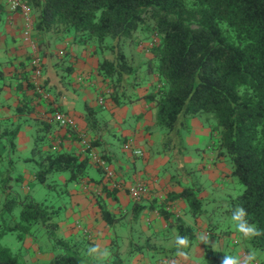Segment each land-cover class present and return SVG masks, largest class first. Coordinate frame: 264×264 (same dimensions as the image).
Returning <instances> with one entry per match:
<instances>
[{"label":"trees","instance_id":"16d2710c","mask_svg":"<svg viewBox=\"0 0 264 264\" xmlns=\"http://www.w3.org/2000/svg\"><path fill=\"white\" fill-rule=\"evenodd\" d=\"M27 3L34 13L33 40L42 59L47 49L69 38L76 44H92L93 53L99 57L96 73L116 105L139 99L153 104L152 128L160 133V153L169 158L170 166L180 165L177 158L185 154L183 137L189 131L188 121L198 118L205 123L210 129V149L217 157L229 160L232 173L243 185L240 194L225 199L226 216L230 218L232 209L242 206L248 222L264 229V0H28ZM138 32L144 35L142 40L149 41L148 54L135 62V55L129 51L130 47L137 49L141 42L137 40ZM28 72L31 76L29 53L19 65L16 81H28ZM152 78L156 82L149 85ZM143 88L148 92L140 97L138 93ZM22 126L19 122L0 126V144L8 150L9 165ZM40 144V139L34 141L32 152L37 159L30 158L37 167L36 182L44 184L46 177L55 172L66 173L67 183L86 176L89 160H80L74 153L42 152ZM3 158L0 156V167L5 163ZM11 178L9 174L0 180L2 193L9 190L4 207L12 220V225H0V238L14 232L20 241H25L37 234V226L45 227L51 240L57 238L54 242L58 249L47 264H97L94 258L88 260L81 255L89 240L79 242L56 236L60 219L59 216L58 221L53 219V206L28 193L20 198L10 189ZM14 181L22 182V178L16 176ZM31 186L30 182L29 190ZM106 195L112 193L106 191ZM167 199L184 200L193 219L205 212L194 184L187 183L182 191L170 193ZM15 205L20 208L16 220L12 216ZM97 205L107 226L123 219L112 214L100 197ZM160 212L171 224L164 207ZM174 220L180 236L193 238L191 229L181 219ZM249 243L264 253V235ZM203 254L204 264H220L227 255L224 249L215 250L210 244L204 247ZM26 261L0 245V264H28ZM37 261L31 264H40ZM113 263L122 264L118 258Z\"/></svg>","mask_w":264,"mask_h":264},{"label":"crops","instance_id":"0c3cea01","mask_svg":"<svg viewBox=\"0 0 264 264\" xmlns=\"http://www.w3.org/2000/svg\"><path fill=\"white\" fill-rule=\"evenodd\" d=\"M21 29L22 16L11 13L5 0H0V70L3 72V75H0L2 88L0 90V126L12 122H19L23 125L15 140V150L9 158L11 167L7 171L8 176L11 174L12 177L14 171L17 173L21 171L17 168L20 163L16 162L20 159L19 157H22L21 153L32 152L36 139H40V143L48 139L50 143L42 147V152L74 153L80 160H89L86 176L78 182L67 183L66 173L55 172L46 177L44 185L48 188L53 187L48 186L49 184L54 185L61 181L60 184L65 186L66 196L69 198L63 203H67L71 211H76L73 217L59 221L57 232L62 238L79 242L87 238L90 245H98L101 249L112 245L120 235L113 231L114 226H107L100 217L97 199L103 196L102 199L107 209L117 217L129 213L132 219H136L134 214L138 213L140 227L150 228L149 233L152 236L157 233L167 236L171 229L178 232L174 219H180L181 211L188 214L187 204L182 199L168 200L167 197L170 193L182 191L183 187L190 183L187 163L204 161L206 164H196L194 168L199 172L206 169V173L218 171L220 175L216 179L215 186L221 189V180L226 175L225 170L228 171L224 165V159L217 157L212 149H209L210 154L208 158H205L204 151L196 146L198 157L201 160H194L191 155H189L191 158L187 157L185 155L187 152L178 156L177 163H180V165L176 164L178 180L172 182L174 180L171 177L172 172L167 170L169 158L162 152L160 153V149L153 151L160 139L159 131L152 128L155 119L153 104L139 99L121 106L116 105L110 98L109 89L101 76L96 73L99 57L93 53L94 48L88 44L73 43L71 38L60 41L55 50L54 47L46 50L47 55L43 58V74L39 82L44 86V91L49 94V98H42L35 92L34 80L30 72H28V81L21 79V83L15 78L20 63L29 53L28 46L22 41ZM56 52L58 57L54 56V54L57 55ZM147 92L148 90L143 88L138 94L141 97ZM101 95L105 97L103 105L98 103ZM76 102L83 105L84 112L76 110ZM99 110L106 112L108 116L94 119V113ZM55 111L72 115L75 127L69 129L53 126L54 123L50 122L49 117ZM188 125L190 132L186 135V139L190 141L200 140L201 136H207L210 133L209 127L206 125L207 128H205L198 118L190 119ZM80 136L91 142L95 152L106 161L113 171V179H107L102 170L97 169L88 155L84 154L82 143L79 141ZM127 141H131L133 148L141 150L142 156H135L125 151L123 146ZM188 143L190 145L192 142ZM7 153L8 150L0 144V156L6 157ZM23 160L30 161L29 163L34 165L30 158ZM24 172L29 179L23 177L22 173H18L17 176L22 178V182L16 184L22 190L28 191V184L35 179V171L23 170ZM49 177H51L50 183H47ZM4 178V176L0 177L1 182ZM10 182H15L14 178L9 180L12 186ZM137 182L145 183L150 188V195L140 202L134 201L128 191L129 186ZM196 187L198 197L203 200V205H209L210 201H214V205L217 204L219 199L209 200L210 194L201 184L195 185ZM10 189L13 191V188ZM98 190L101 191V196L95 194ZM8 191L3 194L0 189V203L5 201ZM106 191L111 192L114 198L112 195L107 196ZM225 197H233V194ZM161 207H164L170 215L171 224L164 220L160 212ZM189 216L190 221L181 220L186 227L191 229L193 238L189 239L194 240L197 236V226L195 220ZM164 241L167 240L164 239ZM219 243L222 245L221 242ZM220 245H212V248L219 250L216 247ZM23 246L24 249L26 248V260L36 262L37 254L33 256L34 247L28 238L23 242ZM166 247L164 250H167ZM203 249L204 247L199 248L200 251ZM44 255L46 260L52 257L49 253ZM41 256L42 254L40 258ZM159 260L161 261L158 259L155 264H160ZM174 264L181 263L175 262Z\"/></svg>","mask_w":264,"mask_h":264},{"label":"rangeland","instance_id":"374dc122","mask_svg":"<svg viewBox=\"0 0 264 264\" xmlns=\"http://www.w3.org/2000/svg\"><path fill=\"white\" fill-rule=\"evenodd\" d=\"M28 1V0H27ZM3 7V6H2ZM34 14V13H33ZM137 40L140 42L139 46L137 49L136 47H130V53L135 55V62L139 61V57L143 58L144 55H147V48H148V42L142 40L143 39V34L141 32H138L137 35ZM96 43V42H95ZM94 43V46L96 44ZM107 43V42H106ZM58 44V43H57ZM56 44V45H57ZM53 46L54 50L57 49V46ZM93 46L92 44H88ZM144 52V53H143ZM143 53V54H141ZM57 54V52H56ZM106 54V53H105ZM60 55V54H59ZM54 56L58 57V54ZM61 56V55H60ZM108 57H111L110 53L108 54ZM156 79L152 78V80L148 81L149 85L155 84ZM76 110L80 112H84L83 105L79 102H76ZM131 113V111H129ZM106 115V112H103L102 110L96 111L94 113L93 118L98 119L102 118L103 116ZM72 116V115H71ZM108 116V115H106ZM212 124L213 122L210 121ZM203 125L206 127V124L203 123ZM53 126L56 127L55 124ZM190 132V129L188 132L184 133L183 137V144L184 148L186 149L185 152H187L185 155L187 157H190L191 155L194 160L198 159L201 160L198 157V153L196 151V146L200 147L204 153H205V158H208L207 156L210 154V133L207 136H201L200 140H192L186 139V135ZM216 141V139H214ZM188 142H192L194 144H190ZM50 141L48 139H45L43 142H41V146H48ZM209 146V147H208ZM161 148L160 144H157L155 150H159ZM184 152V153H185ZM33 152L31 153H21L19 157L20 159L17 160V166L18 169H21L18 173H22L23 177H26V172L23 173V170L27 171H32L36 172L37 167L34 164H30L23 159L25 158H32ZM35 155V154H34ZM191 158V157H190ZM4 161L3 165L0 167V177L2 178L8 176V169L11 167L9 163L6 161V157L4 156ZM35 159H37V156H35ZM204 163V161H199L198 163L195 162H188L186 167L188 170V175L190 179L189 184H194V185H202L206 192H208L209 195V200L211 199H219L217 201V204L214 205V201H210V204H204L202 205V209L205 210L204 214H201L200 217L197 219H193L189 214L184 213V211H181L180 209V219H185L190 221L188 218L191 217L193 220H195V225L197 226V236L196 239L191 240L189 239V247L185 250L188 253V259L184 260L181 258H178L175 256V238L178 234V232H175L173 229L171 231H168V235L164 236L161 233H157L156 235L152 236L149 233V229L147 226H144L143 228L140 227V219H132L131 216H129V213L120 215L123 216V219H121L116 225H114V230L115 232L119 233V237L116 238L115 241H113L112 245L109 247H106L110 253L111 256L106 260L103 261V264H114V259L118 258V261H120L122 264H155L158 259H161L160 264H174L175 262H179L181 264H204V254L203 250L200 251L199 248L202 249V247H205L206 245H220L219 242L222 243L219 247L216 248H221L224 249V251L227 253V255H234V256H240L243 258L244 255H246L250 250L254 249L250 243L249 240L243 239L238 232L235 231L233 226L231 225L230 218L226 216L225 214V206L226 203L224 204L226 195L228 194H233V197L240 194L243 191V185L239 182L237 176H235L232 173V166L229 162L228 159L224 158V165L227 170L225 177L222 178L221 180V185L222 188L218 189L217 186H215L216 179L220 174H218V171H212L209 173H206V169L202 171L196 170L194 167L196 164H201ZM176 164L173 166L168 165L167 170L174 175V180L172 182H175L178 180V174L176 173ZM205 166V165H204ZM17 172L12 173V177L15 178L18 174ZM26 179H29L26 177ZM51 177L48 178V182L50 183ZM61 182V181H60ZM60 182L58 184H50L53 187L48 188L42 183L36 182L33 180L31 182L32 186L30 190L24 191L21 189L19 185H17L15 182H10L12 183V188L14 193H17L20 198H23L26 193L28 195L32 196L34 199L37 201H41L42 203L46 204L47 206L52 205L53 210H54V220L56 221L58 216L60 221L62 219H69L73 217L76 214V211H71L70 208L68 207L69 205L67 203H63V201L69 200L68 196H66V189L65 186ZM1 189V188H0ZM97 190V189H96ZM99 191V192H98ZM97 195L101 196L102 193L100 190H98ZM104 197V196H103ZM102 197V198H103ZM5 201L3 200L0 203V225L1 224H11L12 225V220H11V215L7 213L5 207H4ZM5 209V210H4ZM213 209V210H212ZM19 206L15 205V208L13 210L12 216L16 220L19 214ZM208 214V216H207ZM58 219V220H59ZM132 219V222H131ZM57 220V221H58ZM184 220V221H185ZM197 220V221H196ZM38 231L37 234L34 237H28V240L30 243H32V247H34V253L33 256L37 254V263L40 264H47L50 262V260L53 259L55 255H57V248L55 247V238L53 240L50 239V236L47 234V231L45 227H39L37 226ZM192 228V227H191ZM194 230V228H192ZM167 231V230H166ZM195 231V230H194ZM201 235H206L208 237V243L204 244L202 243L198 237ZM56 236L62 238L60 236V233L56 232ZM167 237V238H166ZM166 239L167 241H164ZM26 240V239H25ZM57 240V238H56ZM74 240V239H71ZM221 240V241H220ZM76 241V240H74ZM24 241H20L16 237V233L14 232H9L5 236L0 238V245L3 247L8 248L12 253L18 255L19 257H23L24 260H26L25 255H26V248L24 249L23 246ZM86 246L82 247L81 249V255L85 259H90L93 257H90L87 255V249L90 244H85ZM167 246V250H164V247ZM31 247V248H32ZM86 248V249H85ZM139 248L142 249L139 251ZM169 248V249H168ZM173 249V250H172ZM31 250V249H30ZM84 250V251H83ZM256 250V249H255ZM32 251V250H31ZM258 253V258L257 262L259 264H262L264 262V253L262 251L256 250ZM50 254L51 259L46 260L44 254ZM42 254L41 258L40 255ZM39 255V256H38ZM97 264H101V262L95 260ZM28 264H31L33 261H26Z\"/></svg>","mask_w":264,"mask_h":264},{"label":"built area","instance_id":"2783aa9c","mask_svg":"<svg viewBox=\"0 0 264 264\" xmlns=\"http://www.w3.org/2000/svg\"><path fill=\"white\" fill-rule=\"evenodd\" d=\"M5 3L11 13H17L22 16V39L29 48L30 67L32 69V78L34 80L35 90L41 94L42 98L48 99L49 94L45 93L44 88L39 82V79L43 74V59L38 53L37 44L33 40L34 16L32 14V10L26 0H5ZM104 99L105 98L102 96L98 99L99 105L104 104ZM49 120L61 128L75 127V121L73 117L61 111H55L52 113V115L49 117ZM79 141L82 143V150L85 152L84 154H87L88 157L96 165H98L107 179H113V171L107 165L106 161L95 152L91 142H88L83 136H80ZM123 148L125 151L130 152L135 156H142L143 154L141 150L133 148L131 141H127ZM128 191L131 198L136 202H140L150 195L149 186L142 182L132 184L129 186ZM257 264L259 263L257 262Z\"/></svg>","mask_w":264,"mask_h":264},{"label":"clouds","instance_id":"9594fccd","mask_svg":"<svg viewBox=\"0 0 264 264\" xmlns=\"http://www.w3.org/2000/svg\"><path fill=\"white\" fill-rule=\"evenodd\" d=\"M247 211L242 206L232 209L230 222L236 232L245 240H251L255 237L264 235V229H260L256 224H250L247 217ZM198 239L204 243H208V237L201 235ZM176 252L175 256L184 260L188 259V253L185 251L189 247V239L186 236L177 235L175 238ZM87 255L101 262L106 261L111 253L107 248L101 249L98 245H91L87 249ZM258 253L255 249L250 250L241 258L240 256L225 255L220 264H257Z\"/></svg>","mask_w":264,"mask_h":264}]
</instances>
